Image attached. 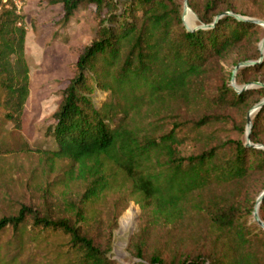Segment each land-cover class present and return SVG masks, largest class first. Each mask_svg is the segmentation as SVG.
<instances>
[{"label":"trees","instance_id":"obj_1","mask_svg":"<svg viewBox=\"0 0 264 264\" xmlns=\"http://www.w3.org/2000/svg\"><path fill=\"white\" fill-rule=\"evenodd\" d=\"M61 3L66 20L89 5L101 16L96 36L78 57L75 76L45 131L53 144L45 152L47 161L51 166L68 163L62 183L81 181L83 190L77 201L64 203L68 217L22 205L16 214L0 218V235L11 231L22 238L30 229L61 233L82 264H111L79 221L87 207L128 188L154 225L180 222L184 230L180 255L174 253L170 261L160 254L145 261L144 242L137 240V264H264V230L252 218L257 204L238 193L264 175V105L250 131L252 146L229 140L199 153L189 148L200 140L205 118L194 122L180 113V100H187L193 90L192 97L203 96L213 67L250 42L259 26L237 20L235 15H249L228 0H207L201 8L189 0L202 24L194 31L185 28L183 9L175 0ZM26 37L24 18L12 5L0 6V154L12 152L7 136L22 129L30 97ZM254 62L250 70H264L262 54ZM98 91L112 99L101 108L94 100ZM254 94L264 98V87L238 91L227 82L216 100L239 108ZM148 110L152 120L144 121ZM258 213L264 222V197ZM197 217L205 220L203 228L195 224ZM194 244L210 250L194 249L190 255L187 247ZM3 260L0 264H7Z\"/></svg>","mask_w":264,"mask_h":264},{"label":"rangeland","instance_id":"obj_2","mask_svg":"<svg viewBox=\"0 0 264 264\" xmlns=\"http://www.w3.org/2000/svg\"><path fill=\"white\" fill-rule=\"evenodd\" d=\"M175 1L183 9L182 17L188 28L202 26L193 10L184 16V0ZM190 1L199 8L207 2ZM228 1L237 11L249 15L245 18L264 21V0ZM3 5L5 3L0 0V6ZM64 14L61 0H28L20 14L27 31L25 51L31 89L22 129L7 136V149H12V152L0 154V218L16 214L22 205L30 206L41 214L68 217L64 203L77 201L83 190L81 181L62 183L68 163L51 166L47 161L45 152L53 150V144L45 137V131L63 99L64 90L75 76L78 57L96 36L101 16L94 5L81 7L70 20H66ZM263 40L264 27L259 26L250 42L244 43L213 67L203 96L197 94V97H192L193 90L187 100H180L181 114L190 121L202 122L205 118L206 122L201 126L200 140L190 146V153L220 147L229 140L248 143V115H251L253 125L258 113L255 107L264 98L261 94H254L244 106L233 108L218 104L216 95L227 82L237 90L244 87L246 90L260 89L254 83L264 84V70L241 66L236 71V68L242 63L259 60ZM234 71L239 82L232 80ZM94 100L101 108L112 99L109 93L98 91ZM142 116L144 121L152 120L149 110ZM260 125V137L264 143V118ZM7 127L10 130L12 126L7 124ZM248 185L240 187L238 193L247 195L250 204H257L264 192V175L254 177ZM83 216L84 219L79 221L80 228L101 251L107 253L111 264L139 263L135 247L137 240L144 242L142 254L145 261L155 254L170 261L174 253L180 255L182 250L180 237H183L184 230L180 229V222L170 226L154 225L132 200L128 188L96 201L87 207ZM252 218L255 221L254 213ZM202 220L199 217L195 219L199 228L206 223ZM68 246L69 239L61 233L40 234L30 229L21 238L8 231L0 235V258L7 264H82L79 255ZM194 249L204 253L210 250L208 246L197 247L195 244L193 248L187 247L190 255L194 254Z\"/></svg>","mask_w":264,"mask_h":264},{"label":"water","instance_id":"obj_3","mask_svg":"<svg viewBox=\"0 0 264 264\" xmlns=\"http://www.w3.org/2000/svg\"><path fill=\"white\" fill-rule=\"evenodd\" d=\"M188 11H192L191 8H190L189 0H184V16H185V14H186ZM227 14H230V13H227ZM235 18H236L237 20L249 21V22H252V23H254V24L258 25V26L264 27V22L261 21V20L248 19V18H244V17H242V16H238V15H235ZM183 23H184V25L186 26V23H185V21H184V17H183ZM186 27H187V26H186ZM199 28H200V27H199ZM199 28H198V29H199ZM201 28H202V27H201ZM187 29H188L189 31L197 30V29H190V28H188V27H187ZM262 44H264V40L262 41ZM261 54H262V58H263V57H264V53L261 52ZM254 64H256V62H251V63L246 62V63H242V64H240V65L236 68V71H237L241 66H250V65H254ZM236 71H234L233 74H232V79H233V80L235 79ZM254 86L264 87V84H261V83H254ZM243 89H247V88L244 87V88H242V89H238V91H241V90H243ZM263 105H264V100H263L260 104H258V105L255 107V110H256V111H259ZM247 120H248V135H247V142H248V144H247V145H248V146H252V144H251V142H250V136H249V135H250V130H251V128H252V118H251V115H248ZM256 147H258V148H262L261 146H256ZM263 197H264V192L259 196V198H258V200H257V205H256V209H255V212H254V219H255L256 222L259 223V225L261 226V228L264 230V222H262V221L260 220L259 213H258V209H259L260 204L262 203Z\"/></svg>","mask_w":264,"mask_h":264},{"label":"built area","instance_id":"obj_4","mask_svg":"<svg viewBox=\"0 0 264 264\" xmlns=\"http://www.w3.org/2000/svg\"><path fill=\"white\" fill-rule=\"evenodd\" d=\"M7 5H12L16 12L20 15L25 8L28 0H2Z\"/></svg>","mask_w":264,"mask_h":264},{"label":"bare ground","instance_id":"obj_5","mask_svg":"<svg viewBox=\"0 0 264 264\" xmlns=\"http://www.w3.org/2000/svg\"><path fill=\"white\" fill-rule=\"evenodd\" d=\"M190 14V13H189ZM262 53H264V47H263V49H262ZM126 220H128V219H126Z\"/></svg>","mask_w":264,"mask_h":264}]
</instances>
